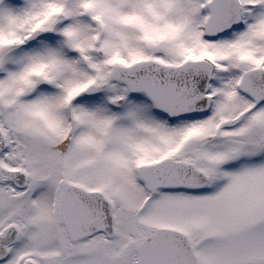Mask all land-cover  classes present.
Masks as SVG:
<instances>
[{
	"label": "snow or ice",
	"instance_id": "obj_1",
	"mask_svg": "<svg viewBox=\"0 0 264 264\" xmlns=\"http://www.w3.org/2000/svg\"><path fill=\"white\" fill-rule=\"evenodd\" d=\"M0 264H264V0H0Z\"/></svg>",
	"mask_w": 264,
	"mask_h": 264
}]
</instances>
